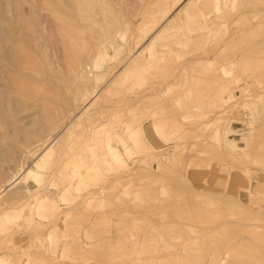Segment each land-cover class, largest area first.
<instances>
[{
	"label": "rangeland",
	"instance_id": "rangeland-1",
	"mask_svg": "<svg viewBox=\"0 0 264 264\" xmlns=\"http://www.w3.org/2000/svg\"><path fill=\"white\" fill-rule=\"evenodd\" d=\"M0 264H264V0H0Z\"/></svg>",
	"mask_w": 264,
	"mask_h": 264
},
{
	"label": "bare ground",
	"instance_id": "bare-ground-1",
	"mask_svg": "<svg viewBox=\"0 0 264 264\" xmlns=\"http://www.w3.org/2000/svg\"><path fill=\"white\" fill-rule=\"evenodd\" d=\"M197 1H199V0H197ZM159 5H160V4H159ZM178 7H179V6H178ZM194 7L196 8V6H194ZM194 7H192V8H194ZM214 7H215V6H214ZM215 8H216V7H215ZM176 9H178V8H176ZM176 9H175V10H176ZM188 9H189V8H188ZM182 13H183V12H182ZM189 13H190V12H189ZM182 15H183V14H182ZM183 17H184V16H183ZM185 18H187V17H185ZM185 20H187V19H185ZM66 21H67V20H66ZM62 22H63V21H62ZM64 23H66V22L64 21ZM64 23H63V24H64ZM163 23H164V22H163ZM163 23H162V24H163ZM64 26H65V25H64ZM71 26H72V25H71ZM65 27H67L66 30L68 31V26H65ZM69 29H71V27H70ZM157 30H158V29H157ZM69 31H70V30H69ZM70 33H71L70 35H72V29H71V32H70ZM67 34L69 35V33H67ZM70 35H69V36H70ZM72 36H73V35H72ZM71 38H72V37H71ZM27 63H28V62H27ZM61 66H62V65H61ZM64 68H65V67H64ZM64 71H65V70H64ZM65 72H66V71H65ZM67 75H68V74H67ZM69 82H70V81H69ZM71 85H72V84H71ZM68 88H69V87H68ZM64 91L66 92V90H64ZM50 92H51V91H50ZM66 94H67V92H66ZM72 94H73V93H72ZM51 95H52V93H51ZM62 95H63V94H62ZM54 97H55V96H54ZM4 192H5V191H4ZM2 193H3V192H2ZM2 193H1V194H2Z\"/></svg>",
	"mask_w": 264,
	"mask_h": 264
}]
</instances>
